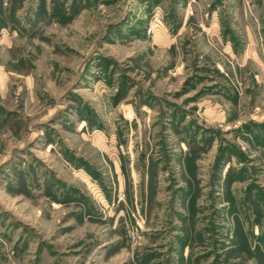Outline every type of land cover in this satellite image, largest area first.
I'll list each match as a JSON object with an SVG mask.
<instances>
[{"label": "rangeland", "instance_id": "374dc122", "mask_svg": "<svg viewBox=\"0 0 264 264\" xmlns=\"http://www.w3.org/2000/svg\"><path fill=\"white\" fill-rule=\"evenodd\" d=\"M0 264H264V0H0Z\"/></svg>", "mask_w": 264, "mask_h": 264}]
</instances>
